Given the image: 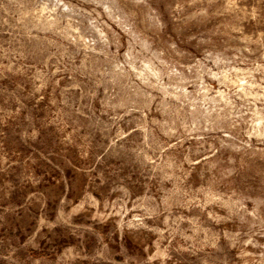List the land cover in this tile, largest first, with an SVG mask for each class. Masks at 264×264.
Wrapping results in <instances>:
<instances>
[{
    "label": "rangeland",
    "instance_id": "374dc122",
    "mask_svg": "<svg viewBox=\"0 0 264 264\" xmlns=\"http://www.w3.org/2000/svg\"><path fill=\"white\" fill-rule=\"evenodd\" d=\"M0 264H264V0H0Z\"/></svg>",
    "mask_w": 264,
    "mask_h": 264
}]
</instances>
